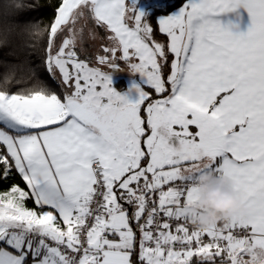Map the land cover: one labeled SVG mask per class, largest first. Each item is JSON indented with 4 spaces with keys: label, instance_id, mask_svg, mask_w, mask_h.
<instances>
[{
    "label": "snow or ice",
    "instance_id": "snow-or-ice-1",
    "mask_svg": "<svg viewBox=\"0 0 264 264\" xmlns=\"http://www.w3.org/2000/svg\"><path fill=\"white\" fill-rule=\"evenodd\" d=\"M56 13L45 67L61 92L0 84V183L15 170L27 187L0 193V264H264V0H185L157 22L167 44L137 0ZM86 18L110 33L96 63L111 72L79 55ZM117 59L148 89L117 91ZM204 173L232 179L244 210L199 230Z\"/></svg>",
    "mask_w": 264,
    "mask_h": 264
},
{
    "label": "trees",
    "instance_id": "trees-1",
    "mask_svg": "<svg viewBox=\"0 0 264 264\" xmlns=\"http://www.w3.org/2000/svg\"><path fill=\"white\" fill-rule=\"evenodd\" d=\"M140 2L141 0H137L138 8ZM16 3L28 5L29 8L22 12L14 7ZM59 3L60 0H0V84L7 76V86L12 92L32 88L38 82L40 86H45L57 94L61 92L59 80H53L45 67L49 42L47 26L53 22ZM184 3L185 0H163L144 8V22L153 27L154 39L165 44L169 42L165 34L156 30L158 17L170 14ZM129 14L130 21L127 18V22L134 26L133 14ZM81 57L91 59L89 54H82ZM164 71L167 73L168 68L165 67ZM114 85L120 89L124 80L120 79ZM142 87L148 89L146 84H142ZM13 185L27 190L26 184L15 170L7 181L0 183V193L9 190ZM26 203L28 207H34L31 200Z\"/></svg>",
    "mask_w": 264,
    "mask_h": 264
},
{
    "label": "clouds",
    "instance_id": "clouds-1",
    "mask_svg": "<svg viewBox=\"0 0 264 264\" xmlns=\"http://www.w3.org/2000/svg\"><path fill=\"white\" fill-rule=\"evenodd\" d=\"M195 187L198 198L187 205V214L199 230H207L244 210V194L237 195L230 178L204 173L197 177Z\"/></svg>",
    "mask_w": 264,
    "mask_h": 264
},
{
    "label": "crops",
    "instance_id": "crops-1",
    "mask_svg": "<svg viewBox=\"0 0 264 264\" xmlns=\"http://www.w3.org/2000/svg\"><path fill=\"white\" fill-rule=\"evenodd\" d=\"M184 5V4H183ZM183 5H181L180 7H178L176 10H174L173 12H171L170 14H168V15H162V16H159L158 17V21H159V19L160 18H163V17H167V16H169V15H171V14H173V13H177L179 10H180V8L181 7H183ZM239 12H240V14L244 17V23H242L241 24V26H240V31H242V32H246L247 31V28H248V26H250V18L248 17V14H247V12L244 10V9H239L238 10ZM228 16H232V17H235V15H236V13H229V14H227ZM129 18V17H128ZM83 20V19H82ZM81 20V21H82ZM86 20H87V18H86ZM126 22H127V17H126ZM128 24H129V26H133L132 25V23H130V22H127ZM83 24H81L80 23V27L82 26ZM80 27H77V25H76V28L77 29H79ZM98 33H96V35L100 38L99 40H97V42H96V44L95 45H100V46H105V45H109L110 44V41H108L107 40V38H106V36L107 35H109L110 33H107L104 29H102V28H99V30L97 31ZM66 34V33H65ZM88 34V36H89V34H90V31H89V28L88 27H86L85 25H84V28H83V33H82V36L83 37H85V35H87ZM78 37H80V36H78ZM76 47H77V49H78V52H81V49H83L84 51L86 50V49H89V47H91V44L90 43H87L85 40H83V39H79V38H77V44H76ZM88 51V50H87ZM99 51L101 52V53H103L102 52V49H99ZM81 57V56H80ZM81 59H84V58H82L81 57ZM136 62H138V61H134L133 63H136ZM129 63H131V62H125V61H121V60H118L117 61V65L119 66V69H114L113 70V72H112V79H115L114 80V83L116 82V81H118V80H120V79H123L124 80V85L122 86V88H120L121 89V92L120 93H123V92H125L126 91V89H125V87H126V80L127 81H129V82H131V83H136V75H135V73L134 72H132L131 71V69L129 68ZM92 65V64H91ZM104 67H106V66H103V68H102V70L103 71H105V72H111L112 70L107 66L106 68H104ZM56 78L57 79H60V77H59V73L58 72H56ZM113 83V84H114ZM142 86V85H141ZM114 88H117L115 85H114ZM119 89V90H120ZM122 89H125V90H122ZM118 90V91H119ZM133 95V97H132V100H134L135 99V96H134V94H132ZM245 258H247V257H245Z\"/></svg>",
    "mask_w": 264,
    "mask_h": 264
},
{
    "label": "rangeland",
    "instance_id": "rangeland-1",
    "mask_svg": "<svg viewBox=\"0 0 264 264\" xmlns=\"http://www.w3.org/2000/svg\"><path fill=\"white\" fill-rule=\"evenodd\" d=\"M161 1H163V0H141V2H140V5H139V9L140 10H144V8L147 6H152L153 4L155 5V4H158V3H160ZM130 13V12H129ZM128 13V14H129ZM128 14H127V18H128ZM131 14V13H130ZM129 14V15H130ZM129 21H130V18H129ZM80 23L81 24H83V26L85 25H87L88 26V28H89V31L92 33V36H90V34H89V36H88V34L87 35H85V37H83L82 36V38L81 37H78L80 40L81 39H83V40H85L87 43H90L91 44V47H89V49H86L85 51L83 50V49H81V52H79V55L81 56L82 54H85L86 56H88V54H89V56H90V58L91 59H89V62H91L90 64H92L93 66H99V67H102L103 68V66H100V65H97V63H96V57H97V55H103L104 53H101L100 51H99V49H102V46H100V45H95L96 44V42H97V40H99L100 38L96 35V33H98L97 31L99 30V28L100 27H98V26H96L94 23H93V21L91 20V19H83L82 21L80 20V21H78V23H77V27H80L79 25H80ZM88 24H90V27H89V25ZM170 38H168V40H169ZM60 42V37L58 36V38H57V40H56V43H59ZM87 50L89 51V52H87ZM88 53V54H87ZM117 55H119V53L117 54ZM172 58V57H171ZM88 59V58H87ZM119 59H117V60H115L114 61V63L116 64L117 63V61H118ZM134 61H136V60H132V61H130L131 63H133ZM104 66H106L107 67V65H104ZM106 67H104V68H106ZM135 75H136V84H139V85H142V84H144V82H143V80H142V78H141V76H140V74L139 73H135ZM58 80H60V79H58ZM113 80V83H114V80L115 79H112ZM134 83H131V82H129V81H127L126 80V87H125V89H126V91L125 92H123L122 94H125V93H128L129 92V89H131L132 88V85H133ZM113 87H114V84H113ZM117 91L119 90V88H115ZM125 89H122V90H125ZM119 92H121V89L119 90ZM132 94H134V96H135V98H136V94H135V92L133 91L132 93H131V95L129 96V98L130 99H132V97H133V95Z\"/></svg>",
    "mask_w": 264,
    "mask_h": 264
}]
</instances>
